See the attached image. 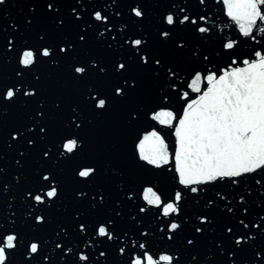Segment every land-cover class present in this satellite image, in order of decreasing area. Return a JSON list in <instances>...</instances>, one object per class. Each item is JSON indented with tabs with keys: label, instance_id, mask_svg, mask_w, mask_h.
I'll use <instances>...</instances> for the list:
<instances>
[{
	"label": "snow or ice",
	"instance_id": "6c2138e0",
	"mask_svg": "<svg viewBox=\"0 0 264 264\" xmlns=\"http://www.w3.org/2000/svg\"><path fill=\"white\" fill-rule=\"evenodd\" d=\"M203 3V0H200ZM227 16L235 21L239 26V31L244 37L255 39L254 30L264 32V0H223ZM6 3V0H0V8ZM55 4L49 2L46 8L53 13ZM76 9H73L75 12ZM133 14L137 18H141L144 12L139 6L132 9ZM54 14V13H53ZM118 14V13H117ZM74 19H79V16H74ZM96 21H107L108 17L97 11L94 13ZM203 19V17H201ZM166 29H161L160 35L165 39H170L172 29L177 25H185L191 23L197 25L196 19H190L184 15L182 18L174 17L173 14H168L164 18ZM64 21L60 20L56 25L58 29L62 28ZM196 30L203 34L208 31L205 27L198 26ZM103 36V33H100ZM45 36H41L40 47L35 51L28 50L22 52L19 63L24 68H30L41 62H55L56 56L62 54L63 57H68L75 51V44L71 40L61 41L56 45H45L43 43ZM77 39L80 43L86 41V35L83 31L78 33ZM11 45V41H8ZM128 46L134 49V59L136 64L146 70L154 72L157 76L159 71L164 67L162 58L158 55L145 52L146 41L142 39H132L126 42ZM235 41L224 43L223 47L227 50H232ZM174 47L178 51L185 48L183 43L173 42ZM111 48V45H108ZM123 47V44L121 45ZM255 60L244 59L242 67H232L230 70H223L222 73H209L203 76L204 88L202 90V73L195 72L194 78L189 84V88L196 93H200L197 99L188 101V93L184 92L181 99L186 101V107L182 114L177 115L171 110L161 109L154 111L150 119L158 122L160 125L174 129L176 138V146L174 152L170 154L169 145L165 139L156 131L148 132L139 141L137 148L139 159L146 162L148 165L156 168L169 165L170 162L175 165L178 183L185 188H188L192 193H197L198 188L193 185H205L217 180L225 178H237L243 174L254 173L257 170H264V54L255 52ZM207 59V57H204ZM233 63H237L233 61ZM131 70V65L127 60H117L112 64V72L122 78V82H117L111 89V97L114 99H125L128 94L134 91L138 84L135 77L128 76ZM168 77H176L178 72L173 67L169 66L165 69ZM95 73L101 76L108 75V68L103 64L93 59L91 64L85 62L82 66H72V78L83 80L89 75ZM21 75V73H17ZM174 83L173 81H170ZM37 91L33 89L21 90L16 87H9L0 91V107L10 108L17 104L21 99L25 103L36 101ZM87 103L94 110L103 111L108 106V97L101 96L94 91H89L86 97ZM44 102H39L34 111L27 113L25 121L29 122L33 127H29V123H23L21 128L14 129L11 135L12 141H18L27 135L25 144L29 147H35L36 139L44 140L49 136V113L44 107ZM63 108L61 102L56 104V112L61 113ZM129 119H135L134 110L129 111ZM80 120V112L77 111V106H71L69 114L65 117V122L69 128H80L82 125L77 121ZM35 137L36 139H33ZM78 140L64 136L62 138L61 155L74 154L78 150ZM50 149L42 150L40 153L41 159L49 158ZM24 158V153H20V159L16 161L18 165ZM71 158V155L68 156ZM98 169L95 166H85L76 173L78 177L83 178V182L87 183L95 178ZM40 186L37 190H29V197L41 207L47 205L48 201L57 198L58 188L51 183L49 175L41 174L38 176ZM232 179V183H236ZM6 187V186H5ZM45 189H47L45 191ZM40 194H37V193ZM78 195L84 199H88V194L79 192ZM100 196L99 202L94 204L95 207H102L104 196ZM95 199V197H93ZM131 199V197H129ZM142 199L148 206H154L159 209V215L170 217L171 214H177L180 211L179 202L182 200V193L176 191L170 202H164L161 195L152 187L143 188ZM211 203V202H209ZM232 211L231 208L228 209ZM140 213H145L146 208L140 207ZM114 215L119 217L120 212L114 210ZM200 225L194 229V232L203 235L205 228L211 223L209 217L205 214L199 217ZM32 222L37 227H43L48 223L47 216L40 214L32 217ZM135 223V218H133ZM243 224V221H241ZM115 221L111 216L103 221L98 222V226L94 229L95 235L105 238L107 241H115L117 235L115 232ZM87 224L84 222L78 223V233L87 231ZM247 228V224H243ZM259 227V226H258ZM180 225L172 221L170 225H166V231L171 232L168 236L169 240L174 239L176 230ZM162 230V231H164ZM227 234L233 235V229L227 227ZM67 232L63 226H59L56 232L57 243L56 248L64 251L65 245L60 239V233ZM127 235V233H124ZM140 235L146 238V234ZM105 239L99 241L100 244L105 243ZM197 237L188 238L186 245L195 246ZM19 237L15 234H0V264H8L9 255L17 248ZM136 243L135 241L133 242ZM236 246L241 244L240 239L234 241ZM40 245L37 242H31L29 245V253L37 254ZM139 249L144 250L141 257H135L131 260V264H173L174 257L168 254H159L158 259L147 250L145 243L138 244ZM131 250V249H130ZM69 251H71L69 249ZM119 252L125 254L126 249L120 248ZM104 251L100 252V256H104ZM35 257L33 256V259ZM195 259V257L193 258ZM79 260L88 264L89 257L80 255ZM25 264H31L26 261Z\"/></svg>",
	"mask_w": 264,
	"mask_h": 264
},
{
	"label": "water",
	"instance_id": "95a60500",
	"mask_svg": "<svg viewBox=\"0 0 264 264\" xmlns=\"http://www.w3.org/2000/svg\"><path fill=\"white\" fill-rule=\"evenodd\" d=\"M40 214L0 172V234H15L19 237L17 248L8 257V264H25L26 261L31 264H84L79 260L82 254L89 257L88 264H100L62 232L60 239L65 247L61 253L55 247L58 229L49 221L43 227H37L32 222V217ZM31 242L40 245L37 254L29 253Z\"/></svg>",
	"mask_w": 264,
	"mask_h": 264
}]
</instances>
